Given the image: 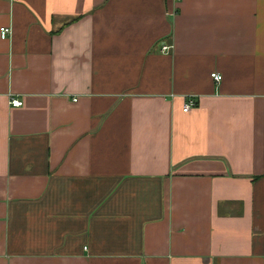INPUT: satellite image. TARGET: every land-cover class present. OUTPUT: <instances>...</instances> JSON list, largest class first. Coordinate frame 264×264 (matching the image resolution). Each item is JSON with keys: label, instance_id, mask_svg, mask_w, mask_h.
Listing matches in <instances>:
<instances>
[{"label": "crops", "instance_id": "crops-1", "mask_svg": "<svg viewBox=\"0 0 264 264\" xmlns=\"http://www.w3.org/2000/svg\"><path fill=\"white\" fill-rule=\"evenodd\" d=\"M4 26L0 264H264V0H0Z\"/></svg>", "mask_w": 264, "mask_h": 264}, {"label": "built area", "instance_id": "built-area-1", "mask_svg": "<svg viewBox=\"0 0 264 264\" xmlns=\"http://www.w3.org/2000/svg\"><path fill=\"white\" fill-rule=\"evenodd\" d=\"M181 1L182 0H173V2L175 4H178ZM12 31L13 30L11 29V27H5V26L4 27H1V29H0V36H1V38L4 39V40L10 38L11 35H12ZM163 50L166 51V52H168V51L171 50V47L170 46H164L163 47ZM212 78L214 79V81L216 83H220L223 80V76L221 74H219V73H213L212 74ZM9 104L11 106H13V107H22V106H24L23 100H21L19 98H11ZM196 107H197L196 100L194 99L193 96H189L187 98V101H186L185 105H184V112L189 113V112H191Z\"/></svg>", "mask_w": 264, "mask_h": 264}]
</instances>
